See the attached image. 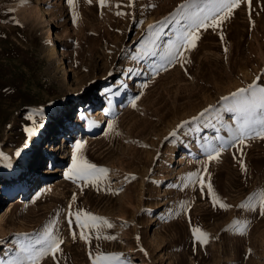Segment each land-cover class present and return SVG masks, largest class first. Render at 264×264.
<instances>
[{
  "label": "rangeland",
  "instance_id": "obj_1",
  "mask_svg": "<svg viewBox=\"0 0 264 264\" xmlns=\"http://www.w3.org/2000/svg\"><path fill=\"white\" fill-rule=\"evenodd\" d=\"M185 2L75 0L74 23L67 0H0V180L25 162L31 177L0 199V264L46 228L63 243L40 264H92L90 254L100 253L119 254L125 264H264V139L253 134L227 146L238 117L222 100L249 85L264 88V0H240L168 64L162 57L175 40L172 15ZM206 3L195 0L189 11ZM81 106V128L67 132L60 115L68 111L75 124ZM65 135L72 148L64 158L38 164L44 144L58 143L56 152ZM78 142L84 159L107 169L98 186L65 178ZM222 142L209 161L205 146ZM49 167L57 168L54 176H41ZM192 173L203 177V189L188 179ZM44 182L50 185L40 192ZM208 183L230 207L213 206ZM250 196L255 209L239 207ZM80 210L112 227L101 225L86 243L75 223ZM193 228L207 234L206 243L194 239Z\"/></svg>",
  "mask_w": 264,
  "mask_h": 264
},
{
  "label": "snow or ice",
  "instance_id": "obj_2",
  "mask_svg": "<svg viewBox=\"0 0 264 264\" xmlns=\"http://www.w3.org/2000/svg\"><path fill=\"white\" fill-rule=\"evenodd\" d=\"M195 0H186L185 3L178 6L177 11L172 15V21L177 25L175 33V40L171 41L163 54L162 59L166 60L168 64L177 61L178 57H182L185 50H191L195 47L196 41L199 39L198 32L201 28L207 29L209 27L215 29L219 27L225 20H227L234 9L240 6V0H207L204 7L199 8L196 11H189L192 8ZM250 5V0H248ZM69 7L72 9L73 22L77 19V13L75 11V0H67ZM101 6H104L105 0H98ZM131 6V3L129 4ZM123 13L117 12V15ZM167 21V18H166ZM165 22H160V28L156 33L158 37L163 32ZM153 26L150 25L149 28ZM155 56L156 52L147 53ZM178 62V61H177ZM186 62V61H185ZM182 66V65H181ZM138 99V97H137ZM222 100L229 102L225 104V109L231 112H235L238 117L237 127L232 136L233 144L227 145L234 147L235 143L243 144L246 138L255 137L264 139V88H256L253 85H249L247 88L237 89L228 97H222ZM133 106H135V100H133ZM211 107V106H210ZM209 109H204L199 114L203 117ZM197 117H193V120ZM187 124L188 121H184ZM112 127V125H109ZM178 127H180L178 125ZM29 135L34 133L33 128L26 129ZM175 133H170L174 135ZM220 140V137L216 138ZM227 142H222L220 146L212 147L205 146L204 150L208 153V160L218 159L221 151L224 149ZM83 149V144L77 143L73 151V162L72 166L65 173V178L73 180V182L83 181L85 186L91 183L93 186H98L100 182L107 175V169L97 167L95 164L88 162L80 154ZM19 153H17L18 155ZM2 158V157H0ZM241 168L244 169V165L241 162ZM204 171H207L205 166ZM195 178L199 181L202 186L205 183L202 176H198L196 173L189 174L188 179L193 180ZM127 179V177L125 178ZM208 194L212 197L213 206L219 203L221 208L227 209L230 205L220 203L215 193L212 190L210 183L207 184ZM260 213L264 215V191L259 194ZM253 197L248 198V203H242L239 205L241 208L255 209V205L251 204ZM75 201V195L73 196ZM71 207V205H70ZM73 213H69V216ZM71 224V220L69 221ZM75 223L77 227L81 229L80 239L86 243L91 239L92 231L99 232L101 225H105L109 228L112 225L104 218L97 217L89 212L83 210L75 213ZM241 222L233 221L234 226H239ZM247 227V223L244 222L243 228ZM243 228L241 234H243ZM192 233L194 239L199 241L201 244L207 242V234L199 228H193ZM75 233H73V239H75ZM101 238L99 235L97 239ZM105 239H115V237L107 236ZM63 240L59 238L58 234H54L50 228H46L41 237L36 238L28 243H20L18 254L5 262V264H40V260L48 255H51L53 259L56 257V253L61 251L60 245ZM92 264H125V261L121 259L119 254H97L91 257Z\"/></svg>",
  "mask_w": 264,
  "mask_h": 264
},
{
  "label": "bare ground",
  "instance_id": "obj_3",
  "mask_svg": "<svg viewBox=\"0 0 264 264\" xmlns=\"http://www.w3.org/2000/svg\"><path fill=\"white\" fill-rule=\"evenodd\" d=\"M52 46V45H51ZM53 49V47H52ZM51 49V50H52ZM54 50V49H53ZM52 50V51H53ZM51 52V51H50ZM71 70V69H70ZM69 70V71H70ZM84 110H83V107H79L78 108V118H77V121H75L76 123L74 124V119L71 120L72 116H68L67 117V113L68 111H66V113H62L60 116H63L65 117L63 122L62 123H65V122H68V124H66L64 127H68V126H71L69 127V129H67V132L71 131L72 129H76V128H81V126L79 125L80 123V119L83 117L84 115ZM88 122V120H86ZM92 121V120H90ZM93 122V121H92ZM73 125V126H72ZM99 125V124H98ZM96 125V126H98ZM44 132V131H43ZM41 133V135H43L44 133ZM69 136V135H67ZM66 135L63 136L61 138L62 140V144L59 146V148L57 149V151L55 152V149L56 147L58 146V143L55 144L54 146H51V145H48V144H44L43 146V152L40 154V156L38 157V161L37 163L39 164L40 161H44V159H50L51 161H55V163L59 162L61 160V157L62 159L64 158V155L65 153H67V151H69V149L71 150L72 148V145H70V142L66 141ZM72 136V135H71ZM56 140V138H53L52 142H54ZM62 150V152L57 155L58 151ZM185 155H181L179 161H178V164L179 166H183L185 163H186V160H185ZM18 169H21L22 171H18ZM54 170L55 172L57 171V168H53L51 169L50 167L47 169V170H43L42 172V175L43 177H53L54 176ZM26 172V173H25ZM25 173V174H24ZM23 174V175H22ZM28 174V171L26 170V162L25 163H22V164H17L15 165L14 167H12L8 172H5L3 173V178L0 180V199L2 200V198H4V194L5 196L8 195L9 192L12 191V189L15 187L13 186L14 183L17 181V187H23V184L25 182H27V180H30L31 177L30 176H27ZM26 176V177H25ZM20 179V180H19ZM42 181L44 180V178L41 179ZM16 184V183H15ZM25 185V184H24ZM50 184L44 182L42 185H41V190L40 192H43V191H46V189L49 187ZM13 187V188H12ZM17 192L19 193L20 191L17 190ZM37 193L36 196L39 195V193ZM4 193V194H3ZM11 209V208H10ZM9 210V209H8ZM3 212V210H2ZM8 212V211H7ZM6 214L3 213L1 214V218H3Z\"/></svg>",
  "mask_w": 264,
  "mask_h": 264
}]
</instances>
